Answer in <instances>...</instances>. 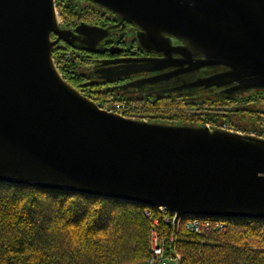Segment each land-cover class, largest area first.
I'll list each match as a JSON object with an SVG mask.
<instances>
[{"label":"water","instance_id":"water-1","mask_svg":"<svg viewBox=\"0 0 264 264\" xmlns=\"http://www.w3.org/2000/svg\"><path fill=\"white\" fill-rule=\"evenodd\" d=\"M88 1L162 55L115 60L110 77L156 72L140 83L158 93L264 90V0ZM108 33L66 27L56 0H0V182L162 206L177 220L264 219V136L126 116L64 77L57 44L94 51Z\"/></svg>","mask_w":264,"mask_h":264},{"label":"trees","instance_id":"trees-1","mask_svg":"<svg viewBox=\"0 0 264 264\" xmlns=\"http://www.w3.org/2000/svg\"><path fill=\"white\" fill-rule=\"evenodd\" d=\"M84 1L88 2L56 0L65 26L72 20L73 25L81 20L101 23L99 15L84 6ZM74 49L56 46L53 55L61 72L78 69L81 64ZM102 93L116 98L115 102L107 100L111 103L100 100L102 107H113L126 116L212 127L228 125L264 136V90L234 96L199 91L194 92L197 96L190 102L161 94L136 98L108 90ZM198 106L201 114L193 113L191 110L197 111ZM147 207L95 195L0 182V264L147 262L152 228V220L145 214ZM214 219L225 221L226 229L205 233L179 230L176 243L183 256L182 264H264V219ZM161 226L170 225L161 219Z\"/></svg>","mask_w":264,"mask_h":264},{"label":"flooded vegetation","instance_id":"flooded-vegetation-1","mask_svg":"<svg viewBox=\"0 0 264 264\" xmlns=\"http://www.w3.org/2000/svg\"><path fill=\"white\" fill-rule=\"evenodd\" d=\"M88 2L84 1V6L93 8L94 11H92V13L94 12V15H99L101 23H90L83 20H81L80 23L86 22L99 25L107 28L109 33L99 42L94 51H89L83 47H74V50L77 51L80 56L81 64L78 69H65L62 72L64 77L79 88L84 95L98 103H100V100L108 103L115 102L114 100H116L115 97H105L102 93L104 90H108L112 94H123L129 97L137 96L136 98L152 97L161 94L160 96H174L182 100L185 99L186 102H190L197 96L194 93L183 91L158 93L160 89L158 85L140 83L142 79L150 77L156 74V72H136L110 77V71L108 69L120 62H115V60L142 58L147 56L156 57L162 55L141 47L137 38V31L139 28L136 25L129 20H123L118 14L107 9H97V6L94 5L95 3L92 4ZM72 21L66 27L75 29L78 24L73 25L71 24ZM54 38H56V35H54ZM57 45L64 47L71 46L64 42H60ZM107 100L113 101L109 102ZM193 110L195 109L191 110L193 113L196 112L197 114H201L200 106L197 107V111Z\"/></svg>","mask_w":264,"mask_h":264},{"label":"built area","instance_id":"built-area-1","mask_svg":"<svg viewBox=\"0 0 264 264\" xmlns=\"http://www.w3.org/2000/svg\"><path fill=\"white\" fill-rule=\"evenodd\" d=\"M109 110L117 111L113 107H105ZM224 128L233 129L229 126ZM235 130V129H234ZM152 207L145 209V214L152 220V228L150 234V256L147 264H182V253L177 247V235L181 228L196 232L205 233L210 230L222 231L226 229L225 221L210 217L199 216H177L175 212L168 211L164 207ZM161 219L170 226L162 227Z\"/></svg>","mask_w":264,"mask_h":264},{"label":"rangeland","instance_id":"rangeland-1","mask_svg":"<svg viewBox=\"0 0 264 264\" xmlns=\"http://www.w3.org/2000/svg\"><path fill=\"white\" fill-rule=\"evenodd\" d=\"M226 126H228V125H226ZM135 264H147V262H140V263H135Z\"/></svg>","mask_w":264,"mask_h":264},{"label":"bare ground","instance_id":"bare-ground-1","mask_svg":"<svg viewBox=\"0 0 264 264\" xmlns=\"http://www.w3.org/2000/svg\"><path fill=\"white\" fill-rule=\"evenodd\" d=\"M211 218V217H210Z\"/></svg>","mask_w":264,"mask_h":264}]
</instances>
